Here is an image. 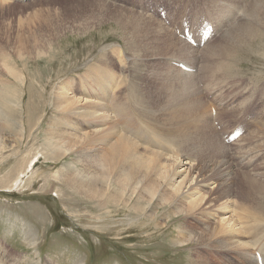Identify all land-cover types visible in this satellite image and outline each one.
I'll list each match as a JSON object with an SVG mask.
<instances>
[{
  "label": "rangeland",
  "instance_id": "obj_1",
  "mask_svg": "<svg viewBox=\"0 0 264 264\" xmlns=\"http://www.w3.org/2000/svg\"><path fill=\"white\" fill-rule=\"evenodd\" d=\"M33 1L43 4L36 6L31 3ZM178 1L180 3H177ZM45 2L53 6V16H45ZM182 2L191 8H198L200 4H203L213 14H216L217 10L231 7L234 18L237 15L232 23L225 25L221 33L209 42L210 44L219 42L217 45L223 46L225 31L232 24L243 21L242 9L239 8L241 11L235 12L232 5L227 7V0H156V2L154 0H20L18 2L11 0L8 4L13 6L0 11V47H3L0 48V51L2 49L0 52V79H2L0 81V122H2V134L7 147L0 152V263L4 260L3 264H190L189 254L192 250L175 243L177 222L167 227L166 231L158 230L159 226L156 230H150L154 226L150 225L143 216L134 220L135 215L131 213L127 218L134 219L131 220L132 224H127L128 219L121 216L122 214L106 212V207H110L109 203L106 207L98 208L95 202L81 200L76 187L66 186L64 181L60 182L57 175V172L62 170L61 165L67 164L72 159L65 160L57 167L45 151L49 142H55L61 148H67L69 141L74 144L71 136L64 132V126L57 123L58 117L50 101V92L59 76L75 75L74 72L78 71L84 72L79 66L89 58L91 59L88 65L110 66L117 76L122 77L121 79L135 83L138 86L136 88L139 94H137L138 100L146 99L147 101L148 99L144 104L149 106L150 103L151 109L146 106L147 110H155L157 106H153L147 96L151 92L152 95L154 94L151 99L156 98L155 93L159 89L158 86L162 84L160 81L167 78V61L159 56L158 59H146L148 60L146 62L145 54H138L135 51L138 46L131 40L133 36L128 38L132 31L140 33L142 28L135 30L126 21L114 20L112 14L117 12L124 17L128 12H132L134 15L150 16L178 38L168 25L163 24V20L159 21L161 19L149 11L146 5L169 4V8L166 7L168 12L165 17L168 16L169 20L176 21L185 8V5L182 7L178 5L183 4ZM176 5L178 9L175 8ZM37 9L41 10L40 18L47 20L48 23H61L66 27L71 25L75 27L73 30L67 29L68 32H64L58 49L51 52L50 56L48 55L49 58L47 56V61L54 58L53 63L48 65L43 61V55L34 60V54L27 53L23 47L26 39L25 29L19 31V28H27V25L24 23L18 26L17 24L19 18ZM8 20L12 25L10 29L6 28ZM130 20H135V17L132 16ZM81 21L89 22V29L85 33L77 30ZM30 30L42 33L44 28L34 25ZM18 32L20 35L16 37ZM128 41L131 42L132 51L126 50L125 44H128ZM113 45L124 48V57L119 62L109 52ZM100 47L104 49L98 51ZM145 47L147 50V45ZM191 47L193 48L192 45ZM244 48H246V54L237 61L230 57V61L232 60L230 62L222 56L223 52H220L218 55H221L222 60L219 57L220 64H216L219 68L215 67L218 71L212 69L213 65L209 67V71L207 69L205 77H202L199 82L200 95L196 92L201 101L206 103V108L200 110L197 115L200 119L205 117L210 113L211 107L218 111V114L212 118L209 114L213 128L206 131L207 136L204 141L208 146L203 148L204 153L213 149L225 152V147L232 148V151L235 149L237 152L240 149V154L243 151L242 154H245L244 160L238 161L243 171L241 173L250 171L247 175L251 177L262 174L260 178L264 182V38ZM230 51L233 52V49ZM198 55L200 57L198 67L195 64L196 67L189 73H200L199 76H201V72L203 73L202 69H199L201 62H208L212 56L203 54L202 51ZM129 57L133 60L126 59ZM223 61L229 68L227 74L223 72V65L221 67ZM9 66L12 68L11 71L6 69ZM231 66L232 69H230ZM174 68L180 72L181 68L176 66ZM177 71L175 74H178ZM181 71L184 70L181 69ZM149 72L152 76L148 74ZM26 76L28 84L30 83L32 87L30 86L28 90L31 93L25 94L28 85L25 82ZM145 76L152 81V84L143 83L146 80ZM51 77L54 78L52 81ZM75 77L73 80L77 81ZM68 83L74 86V81L69 80ZM130 86L122 87L115 101L117 105L124 106V101L134 98L128 92L132 90ZM193 99L195 100L194 97ZM23 102L30 103V106L37 104L34 108L35 114L30 116V112L23 109ZM189 105L190 103L183 108ZM190 110L183 109L182 113L192 114L193 110ZM190 113L187 116L184 114L183 117L190 116ZM156 116H153L152 121ZM246 116L249 118L246 119ZM160 117L164 118L158 114L156 119ZM197 119L199 118H184L182 131L191 132V135L195 136L196 134L193 133L204 126L199 123L201 120L197 122ZM214 121H217L221 127H216ZM237 122L244 123V133L236 141L225 143L223 134L229 133L228 129ZM24 126L26 130L23 129ZM179 126L175 124V127L179 128ZM258 144L261 145L255 147ZM29 150L30 153L27 154ZM74 153L75 151L71 150L70 157H73ZM22 156H27L25 162ZM253 158L255 160H252ZM247 160H252V163ZM257 163L260 164L255 167ZM242 168H245V171ZM235 186L238 192L243 191L245 183L238 182ZM250 186L254 189L252 185ZM160 211L161 218H169L164 210ZM102 217L104 219L99 220ZM139 225H142L143 229ZM206 255L214 264H240L241 261L240 257L219 250L215 254L207 252Z\"/></svg>",
  "mask_w": 264,
  "mask_h": 264
},
{
  "label": "bare ground",
  "instance_id": "obj_2",
  "mask_svg": "<svg viewBox=\"0 0 264 264\" xmlns=\"http://www.w3.org/2000/svg\"><path fill=\"white\" fill-rule=\"evenodd\" d=\"M9 1L11 0H0V11L13 6L8 4ZM31 3L36 6L43 4L34 1ZM229 5L233 6L235 12L239 8L242 9L239 11L243 21L232 24L225 31L223 46L217 45L219 42L217 44L212 42L202 48L198 46L192 48L183 39L175 38L168 32L169 30L159 25L160 22H156L150 16L134 15L132 12H128L124 17L117 12L112 14L114 20L126 21L135 30L142 28L140 33L132 31L128 38L133 36L131 40L138 46L135 51L138 54L144 53L146 62L150 58L158 59L159 56L167 61V78L160 81L162 84L158 86L156 98L151 99L154 94L152 95L150 91H148L150 94L146 95L153 106H157L154 107V111L152 110L153 113L148 111L147 105L144 104L148 99L138 100L136 90L138 86L135 83L121 79L122 77L117 76L110 66L88 65L91 58L79 66L84 72H74L77 81L73 80L75 75L70 74L74 77L58 75L56 84L50 92V101L58 117L57 123L64 126V132L74 141V144L69 141L67 148L49 142L45 149L55 166L72 159L61 165L62 170L57 172L60 182L64 181L66 186L74 185L81 200L95 202L98 208L106 207L109 203L110 207H106L108 213L118 212L125 216L124 218L131 213L135 215L133 216L135 219L127 218V224H132L131 220H138L139 216H143L154 226L150 230H156L159 226L158 230L162 232L177 222V235L174 240L179 246L192 250L189 254L190 264H214L206 253L215 254L218 250L240 257V264H257L254 253L258 250L264 261V182L260 178L262 174L248 176L250 171L246 172L245 168H242L245 172L241 173L243 171L238 161L244 160L245 154H242L244 151L240 154V149L237 152L235 149L232 151V148L225 147V152L213 149L204 153L203 148L208 146L204 141L206 131L213 126L210 122V113L201 119L197 115L200 110L206 108V103L198 97L199 82L205 77L210 66L213 65L212 69L218 71L219 66L216 64H220L221 56L218 54L223 52L222 56H225V59L230 61L232 57L237 61L246 54L244 47L264 38V0H227V7ZM40 16L41 10L37 9L19 18L17 24L27 25V28H19V31L25 29L26 39L23 47L27 53L34 54V60L43 55V61L48 65L53 63L54 58L47 61V56L58 49L64 32L75 27L73 25L66 27L61 23L51 24ZM45 16H53V6L49 2H45ZM132 16L135 20H130ZM34 25L44 28L43 32H32L30 29ZM11 26L8 20L6 28L10 29ZM88 29V21H81L77 27V30H81L80 33H85ZM19 35L18 32L16 37ZM130 43L125 44L128 51L132 49ZM102 49L104 48L98 51ZM230 49H233V52ZM201 51L212 56L208 62H201L199 68L203 71L201 76L200 73H189L181 69L179 72L174 68L173 61L185 63L191 68L197 64L198 67L200 62L198 54ZM109 52L118 62L124 57L122 46L113 45ZM2 56L4 57V54ZM126 59L133 60L130 57ZM221 67L227 74L229 71L227 63L223 61ZM6 69L12 70L10 66ZM175 71L178 74H175ZM151 72L148 74L151 75ZM146 76L143 83L152 84ZM69 80L74 81V86L68 83ZM25 82L28 84L27 76ZM29 84L26 86L25 94L31 93L28 91L31 86ZM124 85H131L132 90L128 92L134 98L128 100L125 98L124 106H119L115 101ZM188 103L190 105L183 108ZM29 104L23 102V109L28 110L31 116L35 114L34 108L37 104L33 103L34 106ZM148 105L150 108L151 104ZM183 109L185 111L192 109V114L190 110L191 115L183 117L184 114L185 116L189 114L188 112L183 114ZM158 114L164 118L156 119ZM153 116H156V121L155 119L152 121ZM191 117L199 118L197 122L201 120L199 123L204 124L198 132L193 133L195 136L191 135V132L182 131L184 128L182 120ZM1 124L2 122L0 152L7 148ZM175 124L180 125L179 128L175 127ZM23 129L26 130V126ZM71 150L75 151L73 157L69 155ZM29 153L30 150L27 151V154ZM26 157L22 156L23 162ZM259 164L254 166L257 167ZM238 182L245 183L243 191L236 190L235 183ZM250 185L254 189H251ZM160 210H164L169 218H161ZM100 219L103 220L104 217ZM139 226L143 229L142 225ZM3 262L4 260L0 264Z\"/></svg>",
  "mask_w": 264,
  "mask_h": 264
}]
</instances>
